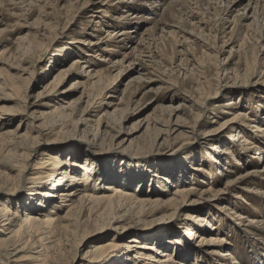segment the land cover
Returning <instances> with one entry per match:
<instances>
[{"label": "rangeland", "instance_id": "obj_1", "mask_svg": "<svg viewBox=\"0 0 264 264\" xmlns=\"http://www.w3.org/2000/svg\"><path fill=\"white\" fill-rule=\"evenodd\" d=\"M117 1L0 0V203L8 201L22 215L28 206L38 210L42 196L30 193L34 188L47 191L52 181L44 186L35 183L33 168L53 147L61 159L79 160L80 171L86 160L94 163V173L101 178L99 192L114 183L144 196L167 197L177 181L198 190L222 189L189 206L217 227L201 226L199 234L206 239L218 235L226 238L224 242L185 241L182 248L189 251L172 248V254H188L195 264H264V231H246L247 225L238 219L246 216L244 223L255 219L260 221L256 225H264V180L254 177L233 190L226 186L233 178L264 167V139L254 132L264 125L263 7L257 13L263 25L259 28L251 17L255 4L246 10L250 0ZM134 11L140 17L128 22L125 16ZM130 26L134 33L123 42L114 38V31ZM97 72H102L100 79ZM66 111L72 113L67 121L62 113ZM239 111L249 126L238 124L230 130L224 125L227 129L222 132L223 122ZM35 115L40 118L36 123H59L54 131L62 127L70 131L55 140L39 136L38 152L27 157L23 152H33L37 136ZM81 117L86 124L75 126L73 121ZM242 126L249 139L260 141L258 146L251 144L250 151L241 136L235 140L232 135ZM9 139L21 140L23 147L9 154ZM227 146L235 156L222 152ZM198 166L203 171L195 170ZM137 208L125 206L122 213L129 209L136 218L145 219ZM103 209L95 220L99 225L109 222L108 209ZM188 210L171 209L167 217L159 214L155 221L146 218L130 232L118 234L116 241L126 244L140 234L142 242L153 239L163 244L166 237L182 236ZM90 219L87 228L93 226ZM73 228L75 232L57 236L59 244L50 251L53 264L74 259L77 262L72 264H80L90 245L117 233L106 226L77 246L81 230ZM38 245L34 246L42 250ZM31 247H19L12 260L33 264L37 250ZM194 248L198 257L192 254Z\"/></svg>", "mask_w": 264, "mask_h": 264}, {"label": "bare ground", "instance_id": "obj_2", "mask_svg": "<svg viewBox=\"0 0 264 264\" xmlns=\"http://www.w3.org/2000/svg\"><path fill=\"white\" fill-rule=\"evenodd\" d=\"M119 1L120 0H118L117 2L119 3ZM134 1L139 3L141 0H134ZM155 1L161 2L164 0H155ZM251 3L255 4L254 14L251 17H253L255 20L254 22L258 24L260 22L257 18L258 16L257 13L258 11H260L262 7H263L262 9L264 10V0H250V3L248 4V6H246V10L250 7ZM138 16L139 15L137 11L128 12L127 16H125L127 18L125 19H127L128 22L134 23L135 21H137ZM245 18L248 17L246 16ZM114 19H117V17ZM152 19H153L152 17L148 18L149 21ZM259 26H260L259 28H263V25L261 23L259 24ZM132 28L133 27L130 26L114 31V38H116L117 40L118 38L119 39L121 38L120 40L122 41L124 37H129L131 33H134V28L133 29ZM93 44L94 42L92 43V45ZM125 57H127V54L125 55ZM101 73L97 72L95 77L98 76V78L100 79ZM65 74L66 73H64L63 76ZM89 76H91V74H89ZM60 80L61 78H58L57 83ZM71 106L72 105L70 104V107ZM70 107L67 106V109H69ZM62 113L66 121L69 120V117L72 115V113H68L67 111ZM85 113H89V111L87 110L85 111ZM232 115L233 116L225 120L221 125L222 127L219 128L220 130L222 129V132L227 128H229L230 130L236 129L235 127L238 124L239 126L241 125L249 126V124H244L245 114L243 115L242 111L233 113ZM38 120H40L39 117H37L36 115L32 116V124L34 125L33 128L37 132V136L33 137L34 140L38 139L39 136H42V138L45 137L43 138L45 141L55 140L60 135L67 134L70 131L69 129L68 130L63 129V127L58 131H54L55 128L59 125V123L58 124L55 123L53 125L52 124L47 125L42 122L36 123V121ZM86 122L87 119H83L82 117L80 119H77L76 121H73L75 126L78 124H86ZM65 123L66 122H64V124ZM224 125L227 128L223 129ZM245 126L239 127L238 129H240V132L239 133L237 132L238 134H232V135L235 136L234 138L235 140H240L239 136H241L243 141L245 142L244 145L246 146V151H250L252 146H258L256 142L260 143V141H258L256 138H255V142L249 139L250 137L247 136L248 133H246L247 129L245 128ZM254 132L255 134L257 133V136L264 139V125L257 126ZM95 136L97 138L98 135ZM11 139H9L10 143L8 142L9 146L6 148V150L8 149L9 154L11 153L12 150H18L19 148L23 147V142L21 140L13 141ZM164 140H166V138ZM41 143H42L41 140H36L35 144L32 146L31 149V152L32 151L33 152L30 153L28 151H25L23 152V155L30 157L31 154L33 155L35 152H38L37 148L35 147H37ZM251 144L253 145L250 146ZM9 147H12V149H9ZM55 149L56 148L51 147L50 149H48L47 152L41 154L44 157L41 158L38 161V163L35 164L36 166L33 168V169H37L35 172L36 175L34 176L35 183L44 186L48 182V180L52 181V184H50L51 186L47 191H39V188L32 189L33 191H31L30 194H34V195L40 194L42 196V197L40 196L41 199H39V201L37 202L36 207L39 208L36 212H34L35 211L34 208L28 206L29 208L27 207L25 209L24 214L22 215L19 213L18 210L19 207L17 208V210L14 211L12 210L11 204L8 201H2L0 203V226H1L0 264H20L19 258L12 260L11 257L15 256L14 252L16 250L19 252L21 251L20 249L26 248L28 244H32L31 248L35 250H37V247L34 245L39 244L38 247L39 246L43 247L42 250H37L35 252L36 256L34 258L36 259V261L33 264H53L55 259L50 254L52 248H55L53 244L55 245L59 244L56 243V241H58V239L56 238L59 234L63 232H66L68 234L71 232H75V230L73 231L72 229H70L71 226L74 228L77 227L81 230V234H80L81 236L79 238V241L76 243L77 246L87 237L96 234L97 230L101 232L104 231L103 229L106 226L109 227L108 229H113L115 232H117L115 237L105 242L98 240L99 242L90 245L87 251L82 256L80 264H195L196 262L190 263L189 256L187 253H186L187 256L184 257L179 256L178 253L176 254V256L172 254L171 252L172 248L173 251L174 250L175 251L177 250L178 252L180 250L186 251L188 248L186 247L182 248L183 243L185 241L192 242L195 239H200L198 240V242L201 245H204L206 243H208L209 245H220L226 239V238L224 239L223 237H217L218 235L206 239L205 237L202 236V233L199 234V232L201 231L200 230L201 226L202 227L204 226L205 228L209 227L210 229H217V227L215 225L211 226V223L207 221L205 216L204 218L203 215L202 216L200 214L198 215V212H200L199 210H197L198 208L189 206L199 202L200 199L206 200L209 199L208 197L218 195L219 192L223 191L222 189H212L210 187L207 190H198L196 186H191V187L182 186L177 181L176 183H178V186L174 189L175 191H173L167 197H162L160 195L154 197L152 194H147V193H144L147 194L146 196H144L142 194H138L133 191H130V189L128 188L127 189L124 188L123 186H121V184L116 185L114 183L109 184L107 186V190H105L104 192H99L100 186H98V184H100L99 180H101V178L99 176L98 177L96 176L97 174L96 172L94 173L95 170L94 163L89 162V160H86L84 162L85 164L82 166L83 171H80L79 169L80 166L78 167L79 160L69 162L67 160L61 159L60 157L61 154L57 152V150ZM222 152L231 155V153L234 151H232L231 148L227 146L222 150ZM232 154L234 155V153ZM134 156L139 157V155H134ZM22 166L25 167L26 165L24 166L23 164ZM203 169L204 168H202L201 166L195 168V170L197 171L200 170L203 171ZM228 171L232 172L231 169ZM254 177H261L264 180V167L262 169L250 170L246 173H243L233 178L231 181H228L226 186L229 190L230 189L233 190L235 188L240 187V184H243V182L253 180ZM167 180L164 179L165 182L167 181L168 183L170 182L174 183V181L172 180L169 179ZM32 197L33 195L29 196L28 198L29 204L31 203ZM49 200L55 201L57 203L55 202L50 203ZM47 201L49 202V205H47L48 204ZM125 206L131 209L134 207H138L140 209L138 212L145 219L140 218V215L139 217L136 218L134 213L132 214L129 212L130 211L129 209L128 211L122 213L123 212L122 208L124 209ZM103 208L108 209L107 210L108 212L106 211L107 216L105 217H108L110 215L109 222L108 224L106 223L107 225L105 223L99 225L97 224V221H95L96 218L98 219L99 217L98 213L104 210ZM171 209L173 211L175 209L177 210L189 209L188 210L189 213L184 219L185 231H183L182 236L175 238L166 237L162 241L164 242L163 244L159 241L151 242L153 239H147L148 241L142 242V239H144V237L140 234H136L135 236L131 237L126 244H120L116 241V239L118 238V234L130 232V230L133 227H135L137 223H140V221H142L141 223H143L146 220V218H149L150 219L149 221H155L157 219H160L157 217L159 214H162V218L167 217L166 215ZM138 212L136 213V215L138 214ZM222 212L223 209L221 208L220 216L221 215L223 216ZM93 214H96L97 216L94 218L92 217ZM245 218L246 216L245 217L241 216L240 218H238L240 219L239 224H242L243 226L247 225V227L244 230L248 231V228L249 230H257L256 228H259L260 230L264 231V225L263 226L256 225L260 221L253 219L248 224H246L244 223L243 220ZM89 219L92 221L91 225L93 226L87 228L85 224L89 223L88 222ZM93 221L95 222V225ZM262 224H264V222ZM163 235L164 234H162L160 237L162 238ZM30 239H33L32 242H29ZM46 240L49 241L45 246L44 242ZM158 245L161 247H168V248L166 250L160 251L161 247H159ZM198 245L194 244L192 246L199 247ZM134 249L135 252L134 254H132V251H134ZM196 249L194 248L192 254L198 257L199 256L197 252L198 249L197 250ZM188 251L189 249L187 250V252ZM150 252L159 254V257L153 255L154 253H150ZM192 254L190 255L192 256ZM223 255L228 257L229 253L225 252ZM2 256H6V260L3 259ZM76 262L77 260L74 259L68 264H72Z\"/></svg>", "mask_w": 264, "mask_h": 264}]
</instances>
